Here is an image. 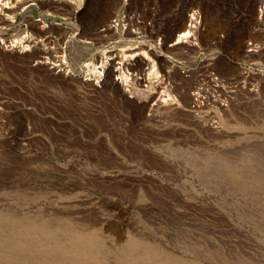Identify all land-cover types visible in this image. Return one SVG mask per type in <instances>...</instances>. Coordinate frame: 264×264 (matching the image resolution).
I'll list each match as a JSON object with an SVG mask.
<instances>
[{"label": "rangeland", "instance_id": "obj_1", "mask_svg": "<svg viewBox=\"0 0 264 264\" xmlns=\"http://www.w3.org/2000/svg\"><path fill=\"white\" fill-rule=\"evenodd\" d=\"M121 1L116 0L113 6L118 7ZM130 1L139 5L153 0ZM201 1L161 0L159 10L142 8L141 19L155 16L153 29L165 32L169 18L177 17L173 9L180 5L184 16L183 10L191 3L203 7ZM232 2L243 19L246 12L239 8L240 0ZM258 2L238 45L229 46L230 30L224 24L217 25L211 37L225 32V45L231 47L228 49H241L244 38L250 35ZM38 17V9L29 11L27 17L20 14L5 36L18 30L32 32L29 20ZM176 20H180L179 15ZM75 23L81 24L80 17L61 16L53 18L48 28L64 45L66 39H62ZM101 24L87 29L74 42L67 38L66 53L72 70L80 72L83 62L91 61L88 57L95 44L89 40L97 41ZM76 50L83 52L80 58H76ZM37 52L0 48V96L18 101L24 123H11L10 116L0 111V130L11 147L8 150L0 145V234L6 243L4 248L11 247L13 238L1 219L17 215L33 221L38 233L53 243L58 240L69 245V237L62 232L53 240L46 227L74 225L97 236L102 244L101 264H126L134 241L155 250L153 264H264V227L246 210L249 200L264 202V92L261 98H238L221 132L191 122L165 130L139 127L140 109L132 113L134 121L129 120L127 111L117 105L114 92L107 91L111 86L102 91L93 85L79 87L82 83L77 79L36 63ZM220 69L228 72L232 67L224 60ZM191 80L185 79L184 85ZM256 145L262 149L259 153L263 157L256 156L259 160L250 158L252 151H244ZM211 159L219 160V165L216 171L207 173L204 167ZM117 200L150 201L157 208L171 211L182 203L185 211L154 220L133 206L127 212L114 208L112 202ZM220 211L257 244L252 247L212 240L215 234L209 227L213 223L222 225L224 214ZM35 239H31L32 244H36ZM147 262L143 258L142 263Z\"/></svg>", "mask_w": 264, "mask_h": 264}, {"label": "built area", "instance_id": "obj_2", "mask_svg": "<svg viewBox=\"0 0 264 264\" xmlns=\"http://www.w3.org/2000/svg\"><path fill=\"white\" fill-rule=\"evenodd\" d=\"M160 1L135 5L122 0L118 12L99 28L97 41L89 40L95 50L88 59L95 56L102 71L113 69L112 79L117 87L107 91L114 92L117 105L127 111L129 120L134 121L135 110L131 112L124 105V97L138 104L139 127L165 130L191 122L221 132L238 98H261L264 92V0H259L250 35L237 51L225 45V32H218L209 41L203 39L205 13L199 3L186 8V29H175L176 22L169 18L165 32L155 31V16L142 20L140 10H159ZM38 18L43 17L40 14ZM64 39L66 42L67 37L63 42ZM65 42L59 45L67 57ZM224 60L232 70L220 69ZM185 79H192L187 86ZM97 87L99 91L106 90L101 84Z\"/></svg>", "mask_w": 264, "mask_h": 264}, {"label": "bare ground", "instance_id": "obj_3", "mask_svg": "<svg viewBox=\"0 0 264 264\" xmlns=\"http://www.w3.org/2000/svg\"><path fill=\"white\" fill-rule=\"evenodd\" d=\"M115 1L116 0H0V48L5 51H15L18 53H24L31 49H37L38 50L37 54L35 55V57L33 56L35 58L36 63H39L40 65L46 67L53 73H59V74H63L64 76H69L71 78L77 79L82 83L78 85L79 87H84L87 84V85H93V88L96 89L98 88L96 85L101 84L103 88H110V86L111 88H114L116 84L112 79L113 69L111 67L105 69L104 71L98 69V65L95 62L96 60L95 56H93L91 61L85 60L82 64L83 70L80 72H76L72 70V68L70 67L71 64L69 63V59H67L64 50L60 45L58 46L52 45V47H48L46 46V44L60 43L59 42L60 39L58 40V38L54 36L55 33L53 34L52 30L48 28V20L50 18H56L59 16L69 17V18L80 17L81 24L75 23L65 34L66 36H64L67 37L69 41L74 42V40L80 39V37L84 35L87 29L93 28L98 23H102L101 24L102 26L106 25L109 22L110 18L114 16L119 10V6L118 7L113 6ZM229 1L230 3L225 2V0L201 1V3L203 2V8L205 13V23L203 27L202 36L207 41L212 38L211 36L215 30V27L217 25L224 24L226 25L228 30H230V37L228 39L229 46H234L239 44L241 35L245 33L247 25L249 24V18H250L249 16L253 12L256 0H240L241 5L238 4V6L240 9L242 10L244 9L246 12L245 17H243V19L239 17V12L237 11V9L234 8V3L232 2V0ZM35 9H38L40 11V14L42 15L43 18H32L29 20V22L31 23V28H33L32 32L25 33L24 31L18 30L10 37L5 36V34L13 27L16 18L20 16V14H23L25 17H27L29 11H33ZM181 11L182 10L180 9L179 10L173 9V12L174 14L175 13L177 14V17L173 15L171 19L176 20L178 19V15L180 16V20L179 21L176 20L177 22L175 29L176 28L186 29L187 27V17L185 15L182 16L183 14H181L182 13ZM183 11L186 12L185 9ZM80 53L83 52H79L78 50L75 51L76 58H80V56L82 55ZM124 99L127 102L126 103L127 106H129L131 110L133 111L137 110L138 104L134 100H131L130 98L127 97H124ZM17 102L18 101H16V99H13L8 95H1L0 111H5L10 116L11 123L20 124L21 122L22 124H24L23 115H21V112L19 111L20 107ZM24 107L27 108V106ZM5 126L7 125L5 124ZM7 128L10 129V126H7ZM7 130L5 131V133L11 132ZM27 132L29 131L27 130ZM5 138H7V136L4 135L3 131L0 130V145H2L4 148H7L8 150H11V147H8L9 144L7 143V141L4 140ZM17 149L18 148H16V150ZM244 151H252V153L249 154L251 155L250 158L253 160L257 155L262 154L259 153L260 151H262V149L261 147H258V145L248 147L244 149ZM261 156L263 157V154ZM257 157L256 159L259 160L260 157L259 159ZM246 159L248 158L246 157ZM199 161L200 160L198 159V162ZM218 162L219 160L216 159H211L209 162H207L205 164L206 167H204L205 169L208 168L206 172L208 173L211 172L212 170L216 171L215 167L219 165ZM254 165L256 166V164ZM262 170L260 172H262ZM180 204L182 205V203ZM181 205L173 208V210L171 211L170 209L165 210L162 208H157L156 206H153V204L150 201L132 202V201L117 200L112 202V206L118 210L127 212L129 206H133L134 208H138L142 210L145 215L151 217L154 220H157L159 216L163 217L168 215L169 217L171 213L172 215L176 213L181 214L184 210V208H182ZM246 210L254 218V221H256V223L260 225L262 224L264 227V202L249 200L247 203ZM244 211L245 210H243V212ZM222 213L224 214L220 218L222 225L216 223H213L212 225L210 224L211 226L209 227L210 231L213 234H215V236L212 235V240H215L216 242L219 240H223L226 241L228 244L241 242L245 245L252 247L257 244L256 242H252L249 239H247V233L245 232V230L240 228L236 223H234L229 218V216H227L226 213L224 212ZM209 216H213V215H209ZM209 216L208 218H210ZM21 219L20 217H17V215L16 216L13 215L12 217H10V219L6 217L1 219V222L6 227V229H8L7 231L10 232V235L13 238V240L11 239L12 243L10 242L11 247L9 249L8 247L4 248L5 247L4 244L6 243L4 242L3 236L0 234V264H101L102 263V257L99 251V249L102 248V244L97 236L83 232L77 229L76 227H73L74 225H70V223H69L70 226L58 225L59 227H55V226H52L50 228L46 227L45 229H47V232H50L48 235L51 238H53V240L58 239L59 234L62 232L69 237L68 238L69 245H66L65 242H60L58 240L56 241L57 243H53V241H51L52 239L44 238L38 233V230H36L37 228L34 226L35 224H33V221L31 223L27 219L24 220ZM103 221H106V218H103ZM202 222L204 223V221ZM48 226L50 225L48 224ZM43 227L44 226H42L41 229ZM33 237L36 238L35 239L36 244L35 243L32 244L31 242V239H33ZM130 245L132 246V249H130L132 251L130 256L131 258L128 261H126V264H143L142 263L143 258H146V262L149 261L147 262L148 264H153L152 261H155L153 254V252H155L154 249L137 241H134L133 244ZM124 255L125 254H123L122 258H124ZM161 264H166V263L163 262Z\"/></svg>", "mask_w": 264, "mask_h": 264}]
</instances>
